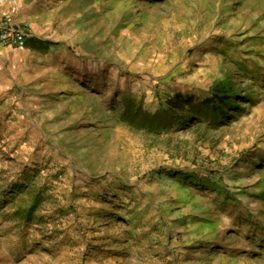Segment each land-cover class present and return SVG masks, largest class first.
<instances>
[{
	"label": "rangeland",
	"instance_id": "obj_1",
	"mask_svg": "<svg viewBox=\"0 0 264 264\" xmlns=\"http://www.w3.org/2000/svg\"><path fill=\"white\" fill-rule=\"evenodd\" d=\"M20 3L55 45L0 48V264H264V0ZM225 81L219 128L119 123Z\"/></svg>",
	"mask_w": 264,
	"mask_h": 264
},
{
	"label": "trees",
	"instance_id": "obj_2",
	"mask_svg": "<svg viewBox=\"0 0 264 264\" xmlns=\"http://www.w3.org/2000/svg\"><path fill=\"white\" fill-rule=\"evenodd\" d=\"M52 45L55 44L35 37L26 40V48L32 50L42 51ZM249 101L250 98L238 92L233 83L225 81L214 86L199 103L193 95L176 93L162 99L154 112L146 109L143 102L124 97L118 120L132 131L158 137L171 130H187L195 121H207L219 128L227 124L230 112L243 113L240 103Z\"/></svg>",
	"mask_w": 264,
	"mask_h": 264
},
{
	"label": "built area",
	"instance_id": "obj_3",
	"mask_svg": "<svg viewBox=\"0 0 264 264\" xmlns=\"http://www.w3.org/2000/svg\"><path fill=\"white\" fill-rule=\"evenodd\" d=\"M20 0H0V45L24 49L29 37L28 29L18 22Z\"/></svg>",
	"mask_w": 264,
	"mask_h": 264
},
{
	"label": "crops",
	"instance_id": "obj_4",
	"mask_svg": "<svg viewBox=\"0 0 264 264\" xmlns=\"http://www.w3.org/2000/svg\"><path fill=\"white\" fill-rule=\"evenodd\" d=\"M22 11H23V8H22V6H21V12H22ZM20 14H21V13H20ZM19 19H20V15L18 16V22L21 23L22 25H25L24 23L21 22V20L19 21ZM28 32H29V37H28V38H30V37H35V38H37V39H39V40H43V39H41V38H39V37L33 35V33H31V30H30V29L28 30ZM52 46H53V45H52ZM50 47H51V46H50ZM0 48H3L4 50H7V51L15 49V48H11V47H8V46H3V45H0ZM26 49H28V48L25 47L24 49H20V50H26ZM17 50H19V49H17Z\"/></svg>",
	"mask_w": 264,
	"mask_h": 264
}]
</instances>
